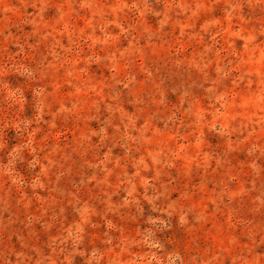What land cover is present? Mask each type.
<instances>
[{
  "label": "rangeland",
  "instance_id": "rangeland-1",
  "mask_svg": "<svg viewBox=\"0 0 264 264\" xmlns=\"http://www.w3.org/2000/svg\"><path fill=\"white\" fill-rule=\"evenodd\" d=\"M0 264H264V0H0Z\"/></svg>",
  "mask_w": 264,
  "mask_h": 264
}]
</instances>
